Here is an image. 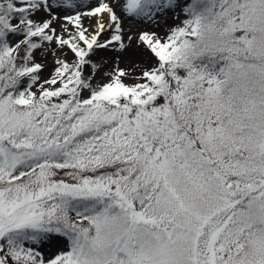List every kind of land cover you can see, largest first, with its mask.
Listing matches in <instances>:
<instances>
[{"label": "snow or ice", "instance_id": "snow-or-ice-1", "mask_svg": "<svg viewBox=\"0 0 264 264\" xmlns=\"http://www.w3.org/2000/svg\"><path fill=\"white\" fill-rule=\"evenodd\" d=\"M0 264H264V0H0Z\"/></svg>", "mask_w": 264, "mask_h": 264}]
</instances>
